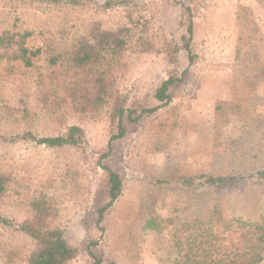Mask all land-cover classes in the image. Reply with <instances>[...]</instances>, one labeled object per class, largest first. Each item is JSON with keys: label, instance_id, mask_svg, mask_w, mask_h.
<instances>
[{"label": "rangeland", "instance_id": "obj_1", "mask_svg": "<svg viewBox=\"0 0 264 264\" xmlns=\"http://www.w3.org/2000/svg\"><path fill=\"white\" fill-rule=\"evenodd\" d=\"M131 22L132 41H142L125 52L117 77L130 112L119 138L107 108L92 115L60 103L73 75L47 62L51 50L67 51L96 27ZM5 32L13 41L0 47V171L11 181L0 198V264H27L34 243L17 225L40 191L54 199L53 225L78 249L67 264H91L89 252L101 264H178L175 230L214 212L228 230L204 224L183 234L203 243L208 263L228 259L242 229L264 233V0H0ZM170 75L182 80L161 105L155 91ZM70 126L84 132L78 148L23 137L59 136ZM101 165L123 182L103 231L94 216ZM149 219L156 230H142Z\"/></svg>", "mask_w": 264, "mask_h": 264}, {"label": "trees", "instance_id": "obj_2", "mask_svg": "<svg viewBox=\"0 0 264 264\" xmlns=\"http://www.w3.org/2000/svg\"><path fill=\"white\" fill-rule=\"evenodd\" d=\"M46 1V0H32ZM188 14L190 9L186 8ZM185 25V36L182 37L184 48L189 49V43L193 35V24L189 15H187ZM132 23V22H131ZM116 30H102L96 27L89 33V37H79L74 40L67 51L54 54L50 51V58L47 66H62L68 72H72L73 80L64 88V97L60 103L65 101L72 104L78 113L96 114L100 110L107 108L109 121L117 126L119 133L117 137L125 134L122 122L125 114L127 118L130 112L126 109V97L118 91L117 77L125 67L124 54L132 49H140L142 38L132 41V32L138 29L137 23H132L131 27L125 25L117 27ZM13 36L5 32L0 36V47L3 44L12 45ZM144 44V43H143ZM39 50L35 52L38 53ZM22 56L28 65L30 62L25 58L28 52L21 45L19 48ZM189 53V52H188ZM53 55V56H52ZM175 60V59H174ZM192 58H190L191 62ZM174 62V61H173ZM41 77L38 81L41 83ZM182 79L175 76H168L155 91V99L164 105L171 99L168 93L169 89ZM23 137L35 142L37 145L46 148H62L65 146L80 147L85 143L84 132L78 126H70L65 133L59 136L37 138L31 133ZM108 151L103 155L108 156ZM105 173V179L100 189L94 196L95 225L98 227L112 204L117 200L122 192V177L109 166L101 165ZM259 178L264 179V170L257 172ZM213 179H208L212 181ZM221 179H215L220 181ZM10 177L0 171V198L6 193L10 186ZM214 181V180H213ZM31 216L19 225L17 230L29 237L34 245L26 258L27 264H67L78 255V249L70 245L64 237V233L53 225L57 217V207L52 196L38 192L33 196L29 203ZM206 221V222H205ZM5 222V221H4ZM157 222L155 219H149L142 230H156ZM204 224L224 227L228 230L230 221H228L221 212L208 214L202 220H195L191 224L182 225L176 229L174 236V245L179 249L178 264H261L264 259V233L255 235L250 229H242L238 233V243L229 254L228 259L219 261H207L208 249L203 248V243H194L190 236L184 238L183 234L194 228L198 229ZM103 231L101 227H98ZM257 233V232H256ZM94 245V243H93ZM93 259L91 264H101V257L89 252ZM202 257V258H201Z\"/></svg>", "mask_w": 264, "mask_h": 264}]
</instances>
